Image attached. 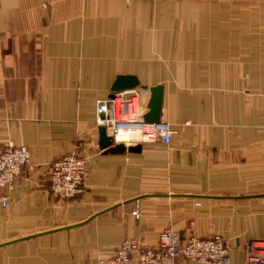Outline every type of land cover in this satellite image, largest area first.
Returning a JSON list of instances; mask_svg holds the SVG:
<instances>
[{
    "label": "crops",
    "instance_id": "obj_1",
    "mask_svg": "<svg viewBox=\"0 0 264 264\" xmlns=\"http://www.w3.org/2000/svg\"><path fill=\"white\" fill-rule=\"evenodd\" d=\"M122 75L147 105L164 86L170 145L100 149L97 102ZM8 143L33 168L0 189V264H98L168 228L183 242L220 235L247 264L248 243L264 241V0H0ZM72 152L89 170L63 200L50 174Z\"/></svg>",
    "mask_w": 264,
    "mask_h": 264
},
{
    "label": "built area",
    "instance_id": "obj_2",
    "mask_svg": "<svg viewBox=\"0 0 264 264\" xmlns=\"http://www.w3.org/2000/svg\"><path fill=\"white\" fill-rule=\"evenodd\" d=\"M148 105L137 91L112 93L109 99L97 102V122L105 126L112 145L126 148L143 144L170 145L179 134L164 112L158 122H147ZM24 167L31 165L26 146L8 143L0 145V189L12 188ZM88 160L75 152L56 161L51 169V192L63 200L76 197L84 191L88 175ZM7 198H3V206ZM136 217L139 214L135 213ZM231 247L220 235L212 238L191 236L183 242L178 231L165 229L157 246L146 247L134 240L123 241L112 256H101L98 264H178L184 258L198 264H232ZM247 264H264V241L251 240L246 247Z\"/></svg>",
    "mask_w": 264,
    "mask_h": 264
},
{
    "label": "water",
    "instance_id": "obj_3",
    "mask_svg": "<svg viewBox=\"0 0 264 264\" xmlns=\"http://www.w3.org/2000/svg\"><path fill=\"white\" fill-rule=\"evenodd\" d=\"M141 87V82L136 76L122 75L115 81L112 91L113 93H123L126 91H134ZM151 96L148 104L149 112L145 116L147 122H158L163 112L164 104V86L158 85L150 88ZM99 147L102 151L112 154L139 153L142 151V145L126 148L124 145H112V138L108 136L105 126L99 127Z\"/></svg>",
    "mask_w": 264,
    "mask_h": 264
},
{
    "label": "rangeland",
    "instance_id": "obj_4",
    "mask_svg": "<svg viewBox=\"0 0 264 264\" xmlns=\"http://www.w3.org/2000/svg\"><path fill=\"white\" fill-rule=\"evenodd\" d=\"M167 116V115H166ZM167 119H168V117H167Z\"/></svg>",
    "mask_w": 264,
    "mask_h": 264
}]
</instances>
